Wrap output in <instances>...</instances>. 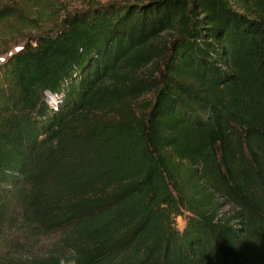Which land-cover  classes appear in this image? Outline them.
Segmentation results:
<instances>
[{
	"label": "trees",
	"instance_id": "trees-1",
	"mask_svg": "<svg viewBox=\"0 0 264 264\" xmlns=\"http://www.w3.org/2000/svg\"><path fill=\"white\" fill-rule=\"evenodd\" d=\"M0 264H264V0L94 1L0 60Z\"/></svg>",
	"mask_w": 264,
	"mask_h": 264
},
{
	"label": "rangeland",
	"instance_id": "rangeland-1",
	"mask_svg": "<svg viewBox=\"0 0 264 264\" xmlns=\"http://www.w3.org/2000/svg\"><path fill=\"white\" fill-rule=\"evenodd\" d=\"M18 6L17 15L0 21V60L29 37L55 29L64 13L90 2L108 0H6ZM179 226L183 218L179 220Z\"/></svg>",
	"mask_w": 264,
	"mask_h": 264
},
{
	"label": "clouds",
	"instance_id": "clouds-1",
	"mask_svg": "<svg viewBox=\"0 0 264 264\" xmlns=\"http://www.w3.org/2000/svg\"><path fill=\"white\" fill-rule=\"evenodd\" d=\"M177 230H178V231H182L183 228H182V227H178Z\"/></svg>",
	"mask_w": 264,
	"mask_h": 264
}]
</instances>
